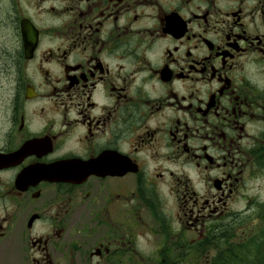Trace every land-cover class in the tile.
Instances as JSON below:
<instances>
[{"label":"flooded vegetation","instance_id":"obj_1","mask_svg":"<svg viewBox=\"0 0 264 264\" xmlns=\"http://www.w3.org/2000/svg\"><path fill=\"white\" fill-rule=\"evenodd\" d=\"M262 176L264 0H0V264H210Z\"/></svg>","mask_w":264,"mask_h":264},{"label":"rangeland","instance_id":"obj_2","mask_svg":"<svg viewBox=\"0 0 264 264\" xmlns=\"http://www.w3.org/2000/svg\"><path fill=\"white\" fill-rule=\"evenodd\" d=\"M250 196L253 198L250 204H246L245 200H238L236 208L243 209L245 205L253 207L252 218L257 215L264 214V176L255 180L249 191ZM258 200V202H256ZM263 211L262 213H260ZM256 233L253 235V241L249 244L246 250L245 256H243L242 264H264V219L260 217V225L256 228ZM227 250L226 246L221 247V252ZM212 262V261H211ZM210 262V264H211ZM240 263V264H241ZM191 264V263H190ZM207 264V257L203 260V263Z\"/></svg>","mask_w":264,"mask_h":264},{"label":"trees","instance_id":"obj_3","mask_svg":"<svg viewBox=\"0 0 264 264\" xmlns=\"http://www.w3.org/2000/svg\"><path fill=\"white\" fill-rule=\"evenodd\" d=\"M247 247L248 246L227 247V250L222 252L220 247L211 264H240L244 260L243 256L246 254Z\"/></svg>","mask_w":264,"mask_h":264}]
</instances>
